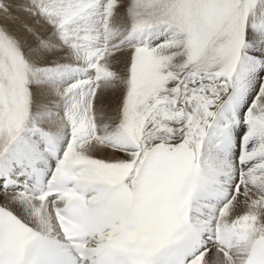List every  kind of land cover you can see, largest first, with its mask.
I'll return each mask as SVG.
<instances>
[{
  "label": "snow or ice",
  "instance_id": "snow-or-ice-1",
  "mask_svg": "<svg viewBox=\"0 0 264 264\" xmlns=\"http://www.w3.org/2000/svg\"><path fill=\"white\" fill-rule=\"evenodd\" d=\"M0 264H264V0H0Z\"/></svg>",
  "mask_w": 264,
  "mask_h": 264
}]
</instances>
